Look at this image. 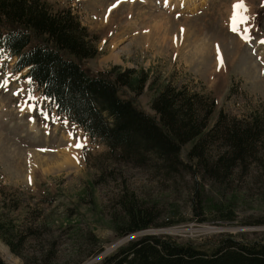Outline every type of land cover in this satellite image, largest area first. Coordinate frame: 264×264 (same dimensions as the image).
Instances as JSON below:
<instances>
[{
    "label": "rangeland",
    "instance_id": "374dc122",
    "mask_svg": "<svg viewBox=\"0 0 264 264\" xmlns=\"http://www.w3.org/2000/svg\"><path fill=\"white\" fill-rule=\"evenodd\" d=\"M42 1L53 10L71 9L95 37L97 55L80 61L91 74L132 69L148 75L140 96L126 89L120 94L150 116L156 91L170 84L215 102L209 127L220 112L237 119L264 117V0H195L180 9L167 0ZM158 22L160 33L153 29ZM7 28L0 22V30ZM16 60L0 51V215L26 237L24 256L50 251L55 264H100L147 235L204 249L225 237L264 241V164L247 176L236 175L230 191L207 189L203 206L209 219L198 223L190 212L192 177L165 180L151 167L108 159V148L59 116L25 79L26 70L13 71ZM190 146L183 148V157ZM67 150L71 153L63 157ZM124 188L156 205L159 222L174 223L116 237V199ZM226 209L232 220L221 218ZM91 233L97 240L89 244L85 239ZM98 246L101 253L89 257ZM0 258L25 263L2 240Z\"/></svg>",
    "mask_w": 264,
    "mask_h": 264
},
{
    "label": "trees",
    "instance_id": "16d2710c",
    "mask_svg": "<svg viewBox=\"0 0 264 264\" xmlns=\"http://www.w3.org/2000/svg\"><path fill=\"white\" fill-rule=\"evenodd\" d=\"M0 22L8 27L0 30V51L16 57L13 71L26 70L25 78L37 86L58 115L108 148V159L151 167L165 180L183 174L193 178L190 212L196 222L209 219L203 206L207 189L216 186L222 192L230 191L236 175L247 176L255 165L264 164L262 114L237 119L220 112L209 127L215 102L185 87L167 84L156 91L151 101L154 116H150L120 94L126 89L140 96L148 82L146 73L127 69L91 74L83 68L80 61L97 55L96 39L71 9L53 10L42 0H0ZM188 144L191 146L183 157ZM124 190L116 199V237L174 223L159 222L161 213L156 205ZM212 207L209 210L215 212V203ZM226 210L221 218L232 220V211ZM0 240L14 256L25 260L24 264H55L50 251L24 256L26 237L3 215ZM96 240L91 233L85 242ZM101 251L98 246L89 257ZM0 264L7 263L0 258ZM100 264H264V241L225 237L204 249L192 242L147 235L119 247Z\"/></svg>",
    "mask_w": 264,
    "mask_h": 264
},
{
    "label": "bare ground",
    "instance_id": "6f19581e",
    "mask_svg": "<svg viewBox=\"0 0 264 264\" xmlns=\"http://www.w3.org/2000/svg\"><path fill=\"white\" fill-rule=\"evenodd\" d=\"M182 1V2H181ZM195 0H180V2H179V0H167L166 1V5L167 4H169V7H176V6H178V8L180 9L181 7L183 8V6L184 7H186L188 4H190V3H193ZM176 3V4H175ZM186 9H188V8H186ZM166 22V21H165ZM236 25V24H235ZM153 29H154V31L155 32H158V33H160L162 30H163V23L162 22H158V23H156L155 24V26H153ZM183 35H184V30H183ZM170 41H172V39H170ZM173 43H176V41H175V39H174V41H173ZM178 44V43H177ZM176 44V45H177ZM173 45V44H172ZM69 153H71V150H67V151H65V153H63L62 152V156L64 157L65 155H69ZM67 156H65V157H67ZM74 158V157H73ZM72 158V159H73ZM75 159V158H74ZM68 160H70L69 158L68 159H66V162H68Z\"/></svg>",
    "mask_w": 264,
    "mask_h": 264
},
{
    "label": "snow or ice",
    "instance_id": "6c2138e0",
    "mask_svg": "<svg viewBox=\"0 0 264 264\" xmlns=\"http://www.w3.org/2000/svg\"><path fill=\"white\" fill-rule=\"evenodd\" d=\"M235 7H236V8H242L243 5L237 4ZM236 30H237V29H236V25H235V23H234V24H233L232 31L235 32ZM261 43L264 44V41H261Z\"/></svg>",
    "mask_w": 264,
    "mask_h": 264
}]
</instances>
